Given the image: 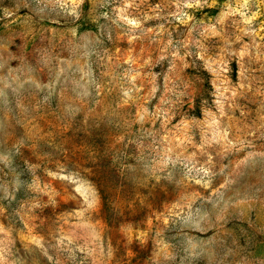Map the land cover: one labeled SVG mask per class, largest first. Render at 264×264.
<instances>
[{
  "label": "rangeland",
  "instance_id": "374dc122",
  "mask_svg": "<svg viewBox=\"0 0 264 264\" xmlns=\"http://www.w3.org/2000/svg\"><path fill=\"white\" fill-rule=\"evenodd\" d=\"M0 264H264V0H0Z\"/></svg>",
  "mask_w": 264,
  "mask_h": 264
}]
</instances>
